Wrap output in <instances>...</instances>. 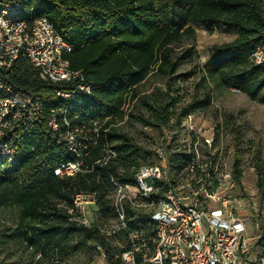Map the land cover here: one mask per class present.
Instances as JSON below:
<instances>
[{
    "label": "trees",
    "instance_id": "obj_1",
    "mask_svg": "<svg viewBox=\"0 0 264 264\" xmlns=\"http://www.w3.org/2000/svg\"><path fill=\"white\" fill-rule=\"evenodd\" d=\"M18 1L24 10L33 11L32 18L46 17L55 25L72 45L71 51L64 54L69 67L82 71L93 81V94L80 110L85 120L98 119L102 126L87 163L90 165L99 158L105 145L119 152L117 158L106 164H94L92 172L57 177L53 168L71 160L72 155L44 120L36 122V133L20 141L17 159L8 170L0 172V187L6 190L10 204L18 208L16 235L42 254L40 260L46 257L50 260L56 254L64 258L62 252L93 248L94 242L107 243L96 228L68 221L60 204L70 205L79 190L94 192L105 215L109 211L106 196L114 187L112 179L132 182L133 170L138 166L127 174L121 173L118 169L121 149L137 151L141 147L114 125L124 117L127 97L134 99L137 86L149 76L164 78L167 87L177 77L187 76L177 69L194 48L176 54L174 47L185 38L194 39L193 24L209 33L234 35L231 41L211 46L201 67L202 79L237 89L264 104V65H253L247 56L250 49L264 43V0ZM0 78L15 89L37 94L48 107L58 102L49 92L52 85L41 80L22 59L6 71L0 69ZM204 102H208V95ZM167 105L163 104L161 110ZM140 118L156 126L162 121ZM233 128L236 130L235 124ZM116 140L118 143L110 146ZM253 157L256 183L264 191V162L258 148ZM237 164L238 156L234 163L238 184ZM256 222V233L260 235L257 253L264 257V218ZM118 239H123L122 235ZM114 252H109V264H118Z\"/></svg>",
    "mask_w": 264,
    "mask_h": 264
},
{
    "label": "built area",
    "instance_id": "obj_2",
    "mask_svg": "<svg viewBox=\"0 0 264 264\" xmlns=\"http://www.w3.org/2000/svg\"><path fill=\"white\" fill-rule=\"evenodd\" d=\"M32 12L18 0H0V69L24 60L52 85L49 92L58 102L48 107L37 94L0 78V172L10 168L20 141L36 133V122L42 120L72 155L53 168V174L92 172L94 164L101 166L119 155L105 145L101 156L87 163L102 126L98 119L85 120L80 110L93 94V81L69 67L64 54L72 45L46 17L32 18ZM247 56L253 65H264V43ZM185 129L190 140L177 144L181 149L175 158L158 152L165 165L139 164L130 183L112 179L113 197L105 215L94 192L79 190L70 205L60 204L68 221L96 228L105 238L107 243H93L97 264H109L111 250L118 264H264V257L252 255L260 235L251 238L248 220L237 211L233 162L229 155L213 151L216 128L198 126L189 113ZM41 257L38 252L36 259ZM48 264L73 263L56 254Z\"/></svg>",
    "mask_w": 264,
    "mask_h": 264
},
{
    "label": "rangeland",
    "instance_id": "obj_3",
    "mask_svg": "<svg viewBox=\"0 0 264 264\" xmlns=\"http://www.w3.org/2000/svg\"><path fill=\"white\" fill-rule=\"evenodd\" d=\"M192 27L195 30L194 39L185 38L174 47L176 54L189 47L194 48V52L177 69L178 73L187 76L177 77L167 87L164 78L151 75L137 86L138 92L134 99L127 97L124 117L114 126L141 149H121L122 160L118 169L127 174L141 163L165 165L167 162L164 163L158 155L160 151L171 159L175 158L181 149L179 145L190 140V134L185 129V115L192 114L198 126L212 127L213 130L216 128L212 147L216 155H229L233 168L238 156L239 183L236 193L239 202L236 207L238 214L248 220V233L253 238L258 227L256 220L264 218V191L258 189L253 167V155L257 148L264 162V104L251 100L234 88L202 79L201 67L211 46L231 41L234 35L220 31L209 33L196 24ZM206 95L207 103L204 102ZM167 103V107L161 110L163 104ZM140 117L151 122H157L158 119L162 121L156 126L144 122ZM165 134L167 139L164 138ZM117 143V140L112 141L110 146ZM112 197L113 190L107 194L106 199L111 200ZM17 216L18 208L10 204L6 190L0 187V264H48V257L36 259L38 251L16 235L14 230L18 227ZM257 251L255 245L252 255ZM62 253L73 264L98 263L97 255L91 247H84L74 253Z\"/></svg>",
    "mask_w": 264,
    "mask_h": 264
}]
</instances>
